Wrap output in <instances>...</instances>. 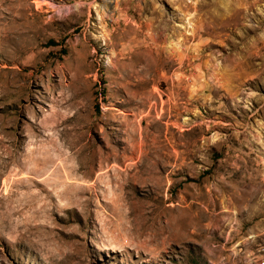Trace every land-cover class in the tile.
<instances>
[{"label":"rangeland","instance_id":"obj_1","mask_svg":"<svg viewBox=\"0 0 264 264\" xmlns=\"http://www.w3.org/2000/svg\"><path fill=\"white\" fill-rule=\"evenodd\" d=\"M35 1L0 0V264H264V0Z\"/></svg>","mask_w":264,"mask_h":264},{"label":"bare ground","instance_id":"obj_2","mask_svg":"<svg viewBox=\"0 0 264 264\" xmlns=\"http://www.w3.org/2000/svg\"><path fill=\"white\" fill-rule=\"evenodd\" d=\"M35 2L36 4L39 5L42 2L46 3L47 1L46 0H36ZM56 9L57 11L61 10V8H56ZM69 9L70 8L68 7V10ZM58 122L53 121V124L55 125H53L52 128H55V126L57 127ZM139 133H138V130L135 129L133 133L134 137L137 135L139 136ZM72 135L75 137L74 139H72L73 140L72 144L74 146H77V150L75 152L79 155H83V154L85 155V160L83 164L80 163L81 164L80 167L84 168V170L86 171V174L89 176H92L96 172L97 166H98V170H102L105 166V162L106 161L109 162V159L112 156V152H111L112 150L102 153L103 151H99L98 149H96V147L91 142V140L87 138L86 136H81L78 133H75ZM53 145L56 149H58L61 152V147L55 140H53ZM4 148H6L5 154L8 155L7 159L13 162L14 161L20 162L19 164H20L21 170L18 173L23 172L27 174L26 176L22 178V180L24 179L25 181L33 182V184H35L36 186H39L42 191L46 192V197L47 195L48 197H51V198H53V196H56L60 199L61 197H64L65 195H69L68 197H70L71 199H75L76 195L79 193L77 189L75 190L67 189L66 181L64 180L67 178L69 173H72L76 170V167L73 164L68 165L64 162H60L59 155L54 153L55 148H49L48 150L44 151L43 148L38 147L35 150H26L25 153L18 151L19 149L10 150L6 145H4ZM137 148L140 150L141 148L140 144L138 145ZM135 150L133 149L132 151L134 152ZM51 167H53V169H51ZM104 172L102 171L101 173H104ZM45 174L48 177L44 176ZM39 179H42L43 182H41ZM49 180H53V184H52L53 190L52 191L48 190L45 185L48 183ZM98 245L102 250L110 251L111 249L110 245L105 242L99 243Z\"/></svg>","mask_w":264,"mask_h":264}]
</instances>
